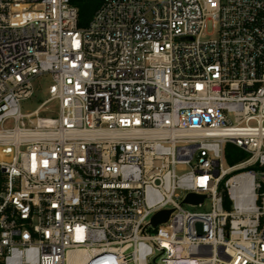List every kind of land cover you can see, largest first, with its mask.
<instances>
[{
  "label": "built area",
  "instance_id": "built-area-1",
  "mask_svg": "<svg viewBox=\"0 0 264 264\" xmlns=\"http://www.w3.org/2000/svg\"><path fill=\"white\" fill-rule=\"evenodd\" d=\"M78 18L71 0H0V264H264V0ZM228 143L248 157L226 167Z\"/></svg>",
  "mask_w": 264,
  "mask_h": 264
},
{
  "label": "rangeland",
  "instance_id": "rangeland-1",
  "mask_svg": "<svg viewBox=\"0 0 264 264\" xmlns=\"http://www.w3.org/2000/svg\"><path fill=\"white\" fill-rule=\"evenodd\" d=\"M218 37V27L213 20L207 21V27L203 34V39L216 38ZM50 83V77L47 75L39 76L35 79V94L32 98L22 102V111L29 113L34 111L40 103L46 98V89ZM53 109L52 112L43 113V115L56 116L58 113L57 103L50 104ZM11 123H8L10 126ZM225 166H230L225 156ZM184 207L191 212H207L212 209L211 201L207 200L202 206L185 204Z\"/></svg>",
  "mask_w": 264,
  "mask_h": 264
},
{
  "label": "trees",
  "instance_id": "trees-1",
  "mask_svg": "<svg viewBox=\"0 0 264 264\" xmlns=\"http://www.w3.org/2000/svg\"><path fill=\"white\" fill-rule=\"evenodd\" d=\"M102 0H71V4L78 9V25L87 26L92 20L96 10L101 5ZM225 156L230 166L248 157V153L232 143L225 147Z\"/></svg>",
  "mask_w": 264,
  "mask_h": 264
},
{
  "label": "water",
  "instance_id": "water-1",
  "mask_svg": "<svg viewBox=\"0 0 264 264\" xmlns=\"http://www.w3.org/2000/svg\"><path fill=\"white\" fill-rule=\"evenodd\" d=\"M204 198H205V195H198L195 193H190L188 197L186 198L185 202L198 203V202H202ZM170 212H171L170 210H162L156 213L153 217V224L157 225L159 223L167 221L169 218Z\"/></svg>",
  "mask_w": 264,
  "mask_h": 264
}]
</instances>
